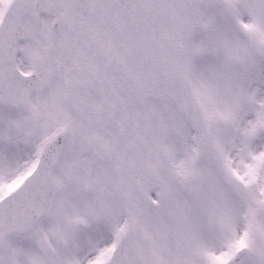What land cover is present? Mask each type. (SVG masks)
I'll return each mask as SVG.
<instances>
[{
	"label": "snow or ice",
	"instance_id": "6c2138e0",
	"mask_svg": "<svg viewBox=\"0 0 264 264\" xmlns=\"http://www.w3.org/2000/svg\"><path fill=\"white\" fill-rule=\"evenodd\" d=\"M0 264H264V0H0Z\"/></svg>",
	"mask_w": 264,
	"mask_h": 264
}]
</instances>
